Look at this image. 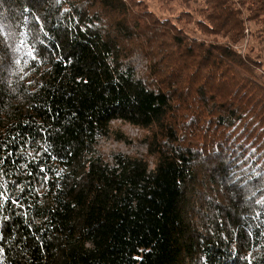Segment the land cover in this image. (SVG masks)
Instances as JSON below:
<instances>
[{
	"label": "trees",
	"instance_id": "16d2710c",
	"mask_svg": "<svg viewBox=\"0 0 264 264\" xmlns=\"http://www.w3.org/2000/svg\"><path fill=\"white\" fill-rule=\"evenodd\" d=\"M235 3L264 33V0H0V264H264V70L230 46ZM115 121L148 159L100 152Z\"/></svg>",
	"mask_w": 264,
	"mask_h": 264
},
{
	"label": "rangeland",
	"instance_id": "374dc122",
	"mask_svg": "<svg viewBox=\"0 0 264 264\" xmlns=\"http://www.w3.org/2000/svg\"><path fill=\"white\" fill-rule=\"evenodd\" d=\"M148 9L156 14L160 18L175 19L182 10L189 11L195 17L200 19V12L205 8L204 0H192L186 7L183 3L178 1L172 2L166 7H163L157 0H144ZM236 8H240L238 3L234 5ZM242 17L244 19V31L243 38L236 43L230 44L232 49L236 53L245 54L249 53L252 57H259L262 61V69L264 70V33H262L261 25L258 21L249 15V11L245 8H240ZM264 18V14L261 15ZM259 17V19H261ZM182 27L190 36L198 38V40L209 42L214 40V37L209 35L197 33L195 26L187 23L186 20L181 21L178 24ZM225 41V39H218ZM124 64L129 63L133 66L136 72L140 75L144 73L145 60L141 54L135 53L132 56L125 59ZM112 130L119 131L123 138H117L115 135H111L108 138H100L98 140V149L105 155L108 161L114 155L131 156L148 159L149 152L147 145L144 141L145 131L136 129L130 125L120 123L118 121L111 123ZM152 159L149 157V162Z\"/></svg>",
	"mask_w": 264,
	"mask_h": 264
},
{
	"label": "built area",
	"instance_id": "2783aa9c",
	"mask_svg": "<svg viewBox=\"0 0 264 264\" xmlns=\"http://www.w3.org/2000/svg\"><path fill=\"white\" fill-rule=\"evenodd\" d=\"M146 68H147V61L145 60V65H144V71L146 70ZM144 74V73H143ZM143 74H138L137 72H136V75L138 76V77H141Z\"/></svg>",
	"mask_w": 264,
	"mask_h": 264
}]
</instances>
